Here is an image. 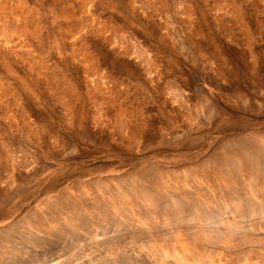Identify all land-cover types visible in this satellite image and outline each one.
<instances>
[{"label":"rangeland","instance_id":"rangeland-1","mask_svg":"<svg viewBox=\"0 0 264 264\" xmlns=\"http://www.w3.org/2000/svg\"><path fill=\"white\" fill-rule=\"evenodd\" d=\"M263 136L264 0H0V264H264L202 163Z\"/></svg>","mask_w":264,"mask_h":264},{"label":"bare ground","instance_id":"bare-ground-1","mask_svg":"<svg viewBox=\"0 0 264 264\" xmlns=\"http://www.w3.org/2000/svg\"><path fill=\"white\" fill-rule=\"evenodd\" d=\"M241 137V136H240ZM247 137V136H246ZM246 137H244V138H246ZM238 140V139H237ZM241 140V139H240ZM239 140V141H240ZM243 140V139H242ZM242 140H241V142H242ZM245 141V140H244ZM247 141H249V140H247ZM250 141H252V140H250ZM254 141V140H253ZM257 143H255L254 145L257 147V145L256 144H260L257 148L255 147V146H253L252 144H250L249 145V143H247V142H245V144H247V145H249V147H246L245 146V144L242 142V143H236L237 144V146H235L236 144H234V145H232V146H230L229 147V145H228V147L231 149L232 147V149L229 151V150H227V151H229V154L227 153V155H226V153H225V155H224V153H223V155H221V156H219V155H217L216 156V154L214 153V156L215 157H217V158H215L214 156H211L209 159H207V158H205V160L204 159H202L201 161H203L202 163L203 164H205V165H208L209 166V164L210 163H213V164H215V165H213V168H215V169H220V170H218V174L219 175H221L222 177H225V178H228L229 180L231 179V178H235L236 176H238V174L239 173H242V174H245L246 175V177H247V179L249 180V182H251L252 184H251V186H255L256 188H259L260 187V185H263L264 184V136H263V138H261L260 137V139H259V141H256ZM258 142H260V143H258ZM233 143H235V142H233ZM250 143H253V142H250ZM253 147H252V146ZM251 146V147H250ZM255 147V148H254ZM222 148H224V147H222ZM212 155H213V153H211ZM210 156V155H209ZM219 156V157H218ZM214 158V159H213ZM202 163H200V164H202ZM208 163V164H207ZM205 167V166H204ZM217 167V168H216ZM202 168V167H201ZM143 170V169H142ZM135 172H137V171H135ZM135 172H133V173H135ZM139 172V171H138ZM142 172V171H141ZM145 172H146V170H144V174H145ZM132 173V172H131ZM143 173V172H142ZM136 175H138V174H136ZM157 175V174H156ZM147 176V175H146ZM151 176V175H150ZM150 176H148L149 177V179H150ZM153 176V175H152ZM151 176V177H152ZM140 177H142V175L140 176ZM132 178H133V176H132ZM153 179L155 178H157V177H152ZM152 179V180H153ZM164 179V178H163ZM127 180V179H126ZM132 180V179H131ZM145 180H146V178H145ZM229 180H227V181H229ZM150 181H151V179H150ZM154 181V180H153ZM153 181H151V182H153ZM157 181V183H159L158 182V180H156ZM121 182V181H120ZM127 182H128V180H127ZM130 183H132V182H130ZM129 182H128V185L130 184ZM133 186L135 185V190H136V193L135 194H133V197H135L137 194H139V197L141 196L144 200H147V201H149V203L150 204H152V205H154L153 206V210H155V211H157V212H159L160 210H162V211H167L168 210V208H169V212L170 211H173V214L174 213H176V218L178 217L177 216V213H178V215L180 214L181 215V213H182V210H183V207L184 206H186V209H189V201L191 200L189 197H193V195L192 196H188V200L189 201H186L187 200V198H185V201L183 202V204H185V205H183L182 203H181V200H184V199H181L180 197H176V194H175V191H174V194H175V197L172 199V200H168V199H166L165 200V196H164V199L162 198V197H155L154 196V194L152 193V189L154 188V187H147V185L145 186V184H143L141 181H140V179H138V180H134V182H133V184H132ZM131 185V186H132ZM159 186H161L160 184H158ZM166 185V184H165ZM241 185V184H240ZM120 187V186H119ZM129 186H127V188H128ZM183 188V187H182ZM181 188V189H182ZM123 189V188H122ZM132 190V189H131ZM160 190V189H159ZM200 190V189H199ZM118 191V190H117ZM172 191V190H171ZM128 192V191H127ZM156 192V191H155ZM162 192V191H161ZM173 192V191H172ZM184 192H185V190H184ZM226 195V198H224V200L226 199L228 202H226V200L223 202L224 204H226L227 206H229V205H231V206H233L234 205V207L236 206L237 207V205H243V207H245V206H247V210H248V208H249V210L251 209V210H254L252 207L250 208V207H248V205H251L252 204V194H250V195H245L244 193H242L240 190H239V187L236 185V183L234 184V186L232 185V184H229L228 185V187H226V189H225V191H223ZM129 193V192H128ZM185 193H187V191L185 192ZM113 194V193H112ZM116 194V193H115ZM141 194V195H140ZM191 194H195V193H190V195ZM131 195V194H130ZM161 195V196H162ZM178 195V194H177ZM187 195H188V193H187ZM186 195V196H187ZM168 196H172V194L171 195H168ZM179 196V195H178ZM133 197L132 196H130V200L131 199H133ZM169 198V197H168ZM181 200H180V199ZM205 199V198H204ZM106 200V199H105ZM199 200V199H198ZM132 201V200H131ZM137 201V200H136ZM167 201H168V203H167ZM171 201H172V203H171ZM64 202V201H63ZM77 202V201H76ZM84 202V201H83ZM86 202V201H85ZM171 204H170V203ZM198 201H196V203H197ZM200 202V201H199ZM199 202H198V204H199ZM201 202H202V200H201ZM221 202V201H220ZM221 202V203H222ZM226 202V203H225ZM257 202V201H256ZM129 203V202H128ZM192 203H193V201H192ZM207 203V202H206ZM205 203V204H206ZM254 203H255V201H254ZM258 203V202H257ZM260 203V202H259ZM78 204V203H77ZM90 204H91V202H90ZM195 204V203H194ZM201 204V203H200ZM203 204V203H202ZM209 204H210V202H209ZM224 204H222V205H224ZM83 205V204H82ZM85 205V204H84ZM196 205L197 204H195L194 206V208L192 207H190V210L191 209H193V210H195L196 209ZM204 205V204H203ZM221 205V204H220ZM221 205V206H222ZM255 205H256V203H255ZM92 206V205H91ZM95 206V205H94ZM97 206V205H96ZM95 206V207H96ZM172 206H174V207H172ZM208 206V205H207ZM219 206V205H218ZM251 206H253L254 207V204H252ZM259 206H261L260 204H259ZM259 206H258V204H257V207H255V208H259ZM264 206V205H263ZM209 207H210V205H209ZM215 207V206H214ZM223 207V206H222ZM226 206L224 205V208H225ZM150 208V207H149ZM170 208L172 209V208H175L174 210L172 209V210H170ZM185 208V207H184ZM204 208V206L202 207V208H200V207H198V209L201 211L202 209ZM217 208V207H216ZM221 207H219V209H220ZM223 208V209H224ZM227 208V207H226ZM226 208H225V212H226ZM229 208H231V207H229ZM228 208V209H229ZM233 208V207H232ZM185 209V210H186ZM205 209V208H204ZM208 209V208H207ZM228 209H227V212L226 213H228L229 211H228ZM237 209V208H236ZM242 209H244L243 211H245L246 209L245 208H242ZM146 210V209H145ZM150 210H152V209H150ZM192 210V211H193ZM209 210V209H208ZM218 209H215V211H217ZM233 210H235V209H233ZM250 210V211H251ZM256 210V212H257V209H255ZM254 210V211H255ZM259 210H261V209H259ZM258 210V211H259ZM165 211H164V213H165ZM202 211H204V210H202ZM210 211H214V209L212 210H210ZM218 211H220V210H218ZM241 211V210H240ZM254 211H251V212H254ZM152 212V211H151ZM150 212V213H151ZM184 212V211H183ZM186 212V211H185ZM184 212V213H185ZM190 212V211H189ZM194 212H196V211H194ZM193 212V213H194ZM211 212V213H212ZM221 212H223L222 211V209H221ZM225 212H224V214H225ZM246 212V211H245ZM244 212V213H245ZM255 212V213H256ZM262 212V211H261ZM159 213H161V211L159 212ZM172 212H170V214H171ZM184 213H182V214H184ZM197 213H199V212H197ZM203 213V212H202ZM209 213V212H208ZM216 212H214V213H212V214H210L211 216H213L214 218H217L218 216V214L220 213V212H218V213H216ZM241 213H242V211H241ZM247 213V212H246ZM258 213V212H257ZM166 214V213H165ZM168 214V213H167ZM186 216H191V214H189L188 215V213L186 212ZM196 214V213H195ZM206 214H207V212H206ZM213 214H215L216 215V217H215V215H213ZM223 214V213H222ZM221 214V215H222ZM249 214V213H248ZM259 214V213H258ZM180 215H179V218L178 219H180ZM185 215V214H184ZM199 215V214H198ZM220 214H219V216H221ZM230 215L232 216V214L230 213ZM234 215H236V213H234ZM252 215H253V213L250 215V218L252 217ZM255 215V214H254ZM253 215V216H254ZM172 216V215H171ZM171 216H168V217H171ZM174 216V215H173ZM172 216V217H173ZM174 216V217H175ZM183 215H181V217H182ZM228 216V215H227ZM172 217L170 218V219H172ZM184 217V216H183ZM191 217H193V215L191 216ZM191 217H190V219H191ZM203 217V216H202ZM210 217V216H209ZM249 217V216H248ZM201 218V217H200ZM205 218V217H204ZM219 218V220L221 219L220 217H218ZM165 219V218H164ZM169 218H167V220H168ZM178 219L176 220L177 222H178ZM182 219V218H181ZM203 219V218H202ZM213 220V218H210L209 220ZM240 218H238V220H239ZM90 220V219H89ZM166 220V224H167V222L169 223L170 221L168 220L167 221ZM174 219H172V221H173ZM185 220H186V218H185ZM185 220H184V222H185ZM188 220V219H187ZM205 220H207V222H208V215L206 216V219ZM204 220V221H205ZM234 220V219H233ZM237 220V221H238ZM241 220V219H240ZM244 220V219H243ZM248 220H250V219H248ZM214 221H217V220H214ZM220 221H222V219L220 220ZM220 221H218L219 223H220ZM242 221V220H241ZM162 222H163V219H162ZM161 222V223H162ZM180 222V221H179ZM183 222V221H182ZM206 222V221H205ZM205 222H202L203 224L205 223ZM206 222V224H208V223H210V222H208L207 223ZM160 223V224H161ZM172 223V222H171ZM212 223H213V221H212ZM243 223H244V221H243ZM170 224V223H169ZM174 224H176L177 225V223H174ZM215 224V223H214ZM239 224V223H238ZM148 225V224H147ZM146 225V226H147ZM213 225V224H212ZM217 225V224H216ZM219 225V224H218ZM236 225H237V223H236ZM149 226H152V225H150L149 224ZM205 226V225H204ZM210 226V225H209ZM235 226V225H234ZM238 226V225H237ZM239 226H240V224H239ZM238 226V227H239ZM153 227V226H152ZM163 227H165V226H163ZM158 228V227H157ZM167 228V227H166ZM208 228V227H207ZM212 228V227H211ZM231 229H233L232 227H230ZM229 228V229H230ZM148 229V228H147ZM209 229H210V227H209ZM224 229H228V228H224ZM228 229V230H229ZM235 229H236V226H235ZM149 230V229H148ZM225 231V230H224ZM233 231V230H232ZM232 231H230L229 230V232H231V233H229V234H232V233H234V231L232 232ZM236 231V230H235ZM144 238V237H143Z\"/></svg>","mask_w":264,"mask_h":264}]
</instances>
